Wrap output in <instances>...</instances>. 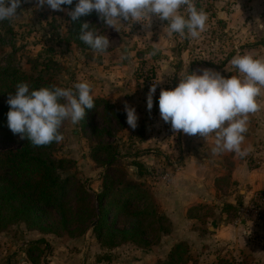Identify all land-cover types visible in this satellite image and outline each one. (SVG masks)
<instances>
[{"label": "rangeland", "instance_id": "rangeland-1", "mask_svg": "<svg viewBox=\"0 0 264 264\" xmlns=\"http://www.w3.org/2000/svg\"><path fill=\"white\" fill-rule=\"evenodd\" d=\"M216 1L214 0L212 4L203 7L208 14L207 27L197 39H188L176 34L180 43L173 47H166L164 51L159 50L155 56L147 55L153 50V47L148 44L129 41L128 44L127 41L122 44L123 47L130 50L120 53V61L114 64L126 65L123 57L125 55L131 56L129 62L133 65L131 84L134 88L140 89L138 93L140 92L142 97L147 98L153 84L156 83L157 85L153 97V106L159 105L161 86L170 85L172 78L167 73L159 75L157 71L161 68L159 62L164 61L167 57V54H163V52L189 53L192 56V61H190L192 65H189L187 70L190 67L194 69L199 60L205 61L209 67L219 64L216 54L223 50V45L227 41H225L222 32L223 17L219 16L215 8ZM37 5L38 0H23L17 9L16 17L11 20L0 21V66L12 65L29 73L38 74L33 68V62L41 58L39 63L43 66L48 62L55 64L51 68V72L55 73V82L58 86L73 87L77 83L75 80L78 75L82 72L87 75L85 68L90 66V62L95 61L100 65L103 64L101 53L90 51L83 54L75 45L66 44L65 38L69 27L67 11H54L47 5L43 7ZM199 7L202 6L199 5ZM93 25L100 31L101 27L104 28L101 34L109 36L111 41L109 49L114 51L120 46L118 44V32L106 27L98 15L93 20ZM131 28L135 29V25ZM132 33L134 34L135 30ZM59 65L62 68L60 71ZM41 69L42 67L39 68V70ZM126 121L127 118L119 109L113 108V110L106 111L104 107H101L91 115L84 125L82 122L73 124L70 120H67L63 125L64 139L58 143L54 156L57 159L66 158L76 161L77 166L70 171V175L75 177V182L78 185L82 184L89 192L90 200L87 209L95 210L98 207L96 195L102 192L105 178L116 182L112 187L111 196H119L120 191L126 189L127 184L138 185L141 182L144 184L142 190L146 189L151 195L153 182L166 178L170 179L177 170L175 166H172L169 171L154 169V171L148 172L145 168L142 171V166L140 167L137 162L139 155H144L145 161L156 162L154 157L156 155L151 154V151H157V149L145 146L144 149L139 150L136 147V141L143 138L146 125L132 129L130 126H126ZM135 134L138 140L134 138ZM139 142L141 143V141ZM101 143L111 145L118 150L119 155L111 166L102 167V163L105 164L109 160L106 156L100 159V163L92 158L95 153L94 148ZM21 144L22 139L19 138V135H14L11 131L0 136V151L15 149ZM150 166H155V164ZM136 168H139L138 172L141 174L144 173L145 179H137L136 175L139 174L134 171ZM100 176L101 178H99ZM152 198L151 201L155 203L153 196ZM71 200L74 214L67 224L62 223L56 211H49L43 221V227L47 232L28 228L26 224L19 222L0 233V264H12L13 262L24 264V261H19L20 258L25 260V264H158L168 259V252L175 240L181 243L184 239L182 237L183 228L164 218V221H160L149 231L147 241L150 245L143 250L131 243L121 244L117 248L105 247L92 231L98 218L92 217L91 213L87 212L82 214L83 219H79L77 216L79 209L77 199L72 197ZM136 204H138V208H143L142 202L136 201ZM157 210L159 214L164 212L158 206ZM197 213L199 215V212ZM112 219L113 216L111 221ZM118 220H116V225L119 229L131 228L124 218ZM90 221L94 223L90 224ZM174 232L179 233L178 238H171ZM164 237L167 238L164 239ZM41 240L44 243L40 244V251L33 254L36 260L33 262L25 252L29 248V244ZM20 253H24L25 257H21ZM156 253H158V257ZM192 257L195 264V257L199 258L200 255L196 254ZM221 260L231 261L227 258L218 257L208 264H221ZM235 263L249 264L245 259H239Z\"/></svg>", "mask_w": 264, "mask_h": 264}, {"label": "crops", "instance_id": "crops-1", "mask_svg": "<svg viewBox=\"0 0 264 264\" xmlns=\"http://www.w3.org/2000/svg\"><path fill=\"white\" fill-rule=\"evenodd\" d=\"M215 4L216 11L224 20L222 32L227 41L223 50L216 54L219 64L209 67L205 61L197 60L195 68L187 70L192 65L189 53L163 52L167 54V59L159 62L161 68L157 71L159 75L167 73L172 78L170 85L161 86V89H174L179 83V76L190 71L199 73L204 68L219 71L226 77L236 75L238 70L230 61L237 53L264 57V0H217ZM64 9L67 13L70 10ZM123 23L125 25L120 26L118 32L120 46L114 51L108 49L101 53L103 64L90 62V66L85 68L87 75L82 72L75 81L89 82L94 99L105 100L123 112L125 117V102L135 107L139 128L146 125L145 134L143 131V138L139 140L141 143L136 141V147L139 150L145 146L157 149L151 151V154L156 155V162L145 161L144 155H139L137 162L142 166V171L144 168L148 172L154 169L169 171L172 166L177 168L170 179L163 177L166 179L152 183L151 195L155 204L164 210L161 216L183 228L184 239L181 242L189 246L191 256L188 264H194L192 255L196 254L200 257H195V264H208L218 257L234 262L245 259L249 264H264V229L253 220L242 218L240 214L253 195L264 190V89L257 98L260 110L249 115L248 131L242 145H251L252 151L244 158L230 152L213 155L211 150L215 146L214 134L205 140L199 134L193 136L182 131L175 132L170 123L161 119L159 105H154L153 111L147 109V98L142 97L138 93L140 89L131 84V56L123 57L126 65L114 64L120 61V53L130 50L122 46L125 41L127 44L145 43L164 51L166 47L180 43L176 34L169 36L164 33L167 21H161L155 15L144 18L143 22ZM145 24H150V27ZM134 25L135 29H132L131 26ZM103 30L101 27V31ZM134 138L138 140L136 134ZM153 163L155 166H150ZM138 169L134 171L138 172ZM136 177L140 179L139 175ZM204 212L207 213L203 214ZM178 234L174 232L171 238H178ZM179 243L175 240L168 255ZM20 254L25 257L24 253ZM156 255L158 257V253ZM19 261L26 263L23 258Z\"/></svg>", "mask_w": 264, "mask_h": 264}, {"label": "clouds", "instance_id": "clouds-1", "mask_svg": "<svg viewBox=\"0 0 264 264\" xmlns=\"http://www.w3.org/2000/svg\"><path fill=\"white\" fill-rule=\"evenodd\" d=\"M23 0H0V21L17 16ZM73 0H38V7L47 5L54 11H65L63 5H72ZM95 11L105 26L120 31V26L142 21L155 15L167 21L164 33L179 34L188 39H197L206 30L208 14L197 7L196 0H77L74 9L68 10L73 21ZM150 27V24H145ZM79 40L94 52L104 53L111 46L109 36L88 22L81 26ZM154 47L148 56L157 55ZM127 58V55L126 57ZM238 74L225 76L219 71L204 68L199 73L190 71L179 76L174 89H161L159 96L160 117L170 123L175 132L188 135L199 134L205 140L214 134L213 155L225 152L244 158L251 145L242 147L248 131L250 114L260 110L257 98L264 89V57L251 53H237L231 61ZM156 83L147 94V109L153 108ZM89 82L81 81L73 87L56 85L32 89L27 83L16 85L9 93L6 103L8 127L20 139H27L32 146H46L63 141L62 124L70 120L78 124L84 120L86 109L95 107ZM127 124L135 129L138 115L135 107L125 102Z\"/></svg>", "mask_w": 264, "mask_h": 264}, {"label": "trees", "instance_id": "trees-1", "mask_svg": "<svg viewBox=\"0 0 264 264\" xmlns=\"http://www.w3.org/2000/svg\"><path fill=\"white\" fill-rule=\"evenodd\" d=\"M76 2L77 0H73L72 5L62 7L74 9ZM96 17L95 11L75 21L70 17L66 44L75 45L81 52L93 51L79 40V35L82 24L88 22L94 26L93 20ZM40 59L33 62V68L38 74L29 73L12 65L0 66V136L11 131L8 127L9 105L6 101L9 93L15 92L18 83H27L30 90L58 86L55 82V73L51 72L55 64L48 62L43 66L39 63ZM61 69L59 65V71ZM94 103V108L86 109L85 118L80 121L83 125L101 107L106 111L114 108L103 99H94ZM64 123L60 128L61 133ZM57 146L58 143L53 142L46 146L34 147L27 139H23L19 147L0 151V233L19 222L26 224L28 228L47 232L43 227V221L49 211H56L62 223L67 224L74 214L71 199L75 197L79 207L77 211L79 219H83L82 214L87 212L91 213L92 217L98 218L92 231L105 247L117 248L121 244L131 243L142 249L147 248L150 245L147 241L149 231L164 218L159 214L156 204L151 201L149 192L146 189L142 190L143 182L138 185L127 184L126 189H122L119 196L114 197L111 194L116 182L105 178L102 192L96 195L98 207L95 210L87 209L90 194L86 187L82 184L78 185L75 177L70 175V171L77 166L76 161L66 158L57 159L54 156ZM94 150L92 156L94 161L100 163V159L105 156L109 159L105 164L102 163V167L113 165L119 155L118 150L111 145L102 143L97 144ZM138 174L140 179L144 175L140 172ZM136 201L143 203L142 209L138 208ZM122 218L131 228L125 230L118 228L116 220ZM93 223L90 221V224ZM42 243L44 242L41 240L29 244L25 253L31 261H36L33 254L40 251L39 247ZM190 260L189 246L181 242L173 248L166 261L158 264H188ZM220 263L236 264L229 260H221Z\"/></svg>", "mask_w": 264, "mask_h": 264}, {"label": "built area", "instance_id": "built-area-1", "mask_svg": "<svg viewBox=\"0 0 264 264\" xmlns=\"http://www.w3.org/2000/svg\"><path fill=\"white\" fill-rule=\"evenodd\" d=\"M197 5L207 7L214 0H197ZM242 218L253 220L258 226L264 229V190L256 192L251 201L241 210Z\"/></svg>", "mask_w": 264, "mask_h": 264}]
</instances>
